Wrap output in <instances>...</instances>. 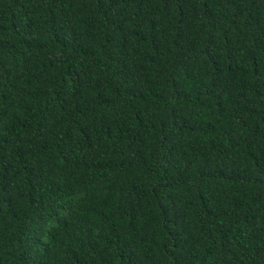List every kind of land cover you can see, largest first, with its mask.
Returning a JSON list of instances; mask_svg holds the SVG:
<instances>
[{
    "label": "trees",
    "instance_id": "1",
    "mask_svg": "<svg viewBox=\"0 0 264 264\" xmlns=\"http://www.w3.org/2000/svg\"><path fill=\"white\" fill-rule=\"evenodd\" d=\"M0 264H264V0H0Z\"/></svg>",
    "mask_w": 264,
    "mask_h": 264
}]
</instances>
